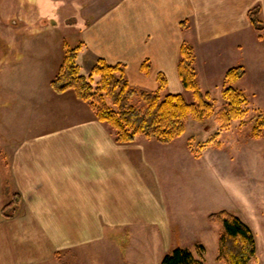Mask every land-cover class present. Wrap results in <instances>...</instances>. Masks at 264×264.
I'll return each instance as SVG.
<instances>
[{
    "label": "crops",
    "instance_id": "crops-1",
    "mask_svg": "<svg viewBox=\"0 0 264 264\" xmlns=\"http://www.w3.org/2000/svg\"><path fill=\"white\" fill-rule=\"evenodd\" d=\"M144 1L150 7L157 2L181 3V8L172 21L154 24L145 36L129 24L121 28L116 14H107L96 26L86 21L80 29L85 43L79 65V57L86 58L84 48L90 46L97 60L125 63L128 77L131 67L144 83L154 86V78L163 74L169 84L170 77H179L185 36L193 44L224 39L225 48L242 51V37L236 38L253 28L249 10L260 5L264 21V0ZM32 40L22 43L20 58L0 71V115L5 118L0 122L5 137L0 142V264H53L60 252L104 242L121 229L159 223L135 205L147 193L145 156L137 150V140L118 143L74 91L53 90L51 83L68 45L65 40L57 45V58L49 53L51 44ZM109 45L114 47L111 52L103 51ZM146 60L151 66L148 73L141 70ZM134 78L129 77L131 83ZM9 90L31 96L33 107L43 110L37 114L34 108L25 110L35 123H7L22 112L8 106L15 96L10 93L8 98ZM15 194L20 207L4 217L2 210Z\"/></svg>",
    "mask_w": 264,
    "mask_h": 264
},
{
    "label": "rangeland",
    "instance_id": "rangeland-1",
    "mask_svg": "<svg viewBox=\"0 0 264 264\" xmlns=\"http://www.w3.org/2000/svg\"><path fill=\"white\" fill-rule=\"evenodd\" d=\"M152 5L144 0H0V71L5 68L3 65L20 58L22 43L28 39L51 44L53 49L49 53L57 58L58 43L65 40L70 48L85 43L80 29L86 21L96 26L107 14H116L121 28L129 24L145 36L154 24L172 21L181 8V3ZM259 35L252 27L243 31L236 38L237 41L242 37V51L225 48L224 39L193 44L185 36L186 42L195 47L199 88L215 110L202 122L190 118L185 133L171 144L144 136L136 141L137 150L144 151L147 193L138 197L135 205L145 211L146 218L159 223L121 229L119 235L104 242L60 252L53 264H161L163 257L178 247L188 249L203 264H224L218 259L222 227L208 219L210 214L223 210L251 227L257 240V257L250 264H264V133L253 138L251 130L254 120L264 113V31L262 41ZM111 48L114 47L109 45L103 51L111 52ZM84 50L86 58L79 57L81 73L89 76L99 59L94 58L92 47L86 46ZM121 65L128 80L134 75L135 82L129 80L132 86L158 91V78H154L152 86L151 82L136 78L141 74L135 68L128 69V77L127 66ZM237 67H243L245 75L234 83L227 82V71ZM14 84L16 81L11 83ZM229 87L245 95V114L224 128L218 113L227 105L224 92ZM10 93L15 96L8 106L22 112L7 123H35L30 113L25 114V110L31 107L30 112L34 108L31 96L9 90L8 98ZM170 93L194 102L193 92L185 89L178 76L169 78L160 95L164 98ZM82 102L92 112L89 104ZM135 102L142 104L139 99ZM34 111L37 114L43 110ZM0 119L1 122L5 118L0 115ZM105 128L115 136L109 125L105 124ZM3 134L0 130V142L5 140Z\"/></svg>",
    "mask_w": 264,
    "mask_h": 264
},
{
    "label": "trees",
    "instance_id": "trees-1",
    "mask_svg": "<svg viewBox=\"0 0 264 264\" xmlns=\"http://www.w3.org/2000/svg\"><path fill=\"white\" fill-rule=\"evenodd\" d=\"M261 6L249 10L248 17L254 30L264 31ZM74 19V18H72ZM76 20L74 19V22ZM82 45L70 48L65 45L63 63L52 81L53 90L58 94L74 91L77 97L89 104L96 118L111 127L115 140L120 144L134 143L139 136L155 139L161 144H171L186 131L190 118L202 122L214 112V106L202 93L197 82L195 49L184 42L181 47L179 77L186 90L193 92L194 102H188L183 95L170 93L164 98L160 92L167 87V78L159 74L157 92H149L132 86L124 75L123 65L109 64L99 59L89 76L81 73L77 62ZM148 60L141 70L148 73ZM245 75L243 67L232 68L226 73V81L234 83ZM227 105L218 113L219 121L228 128L232 121L243 118L242 108L246 97L241 91L229 87L224 92ZM139 99L142 104L135 101ZM253 138L264 133V113H260L252 125ZM20 207V196L14 195L12 202L3 210L4 217L13 216ZM209 221L222 227L219 239L218 259L224 264H250L257 257V240L251 227L240 217L228 211H219L208 216ZM161 264H203L188 249L178 247L166 254Z\"/></svg>",
    "mask_w": 264,
    "mask_h": 264
}]
</instances>
